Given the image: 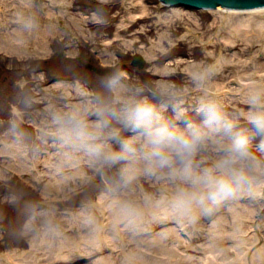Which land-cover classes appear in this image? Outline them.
Here are the masks:
<instances>
[{
  "label": "rangeland",
  "instance_id": "obj_1",
  "mask_svg": "<svg viewBox=\"0 0 264 264\" xmlns=\"http://www.w3.org/2000/svg\"><path fill=\"white\" fill-rule=\"evenodd\" d=\"M227 14L0 0V255L246 264L256 221L264 264V82L243 83L264 77V40Z\"/></svg>",
  "mask_w": 264,
  "mask_h": 264
},
{
  "label": "bare ground",
  "instance_id": "obj_2",
  "mask_svg": "<svg viewBox=\"0 0 264 264\" xmlns=\"http://www.w3.org/2000/svg\"><path fill=\"white\" fill-rule=\"evenodd\" d=\"M221 9V8H219ZM223 10V9H222ZM144 11V8L141 9L140 13ZM226 13H228L227 15H225L224 20L226 21L225 24L226 25H233V27H237L235 29H238L237 33H240L239 37H242V39L245 41L249 40V41H254V43H261L264 40V9H259V10H253V11H231V10H223ZM236 14H244V15H237ZM247 15V16H245ZM134 18V17H132ZM122 27V25L120 26ZM246 28V30H245ZM263 49H261L262 51H264V45L262 47ZM145 61H146V65H147V60H150L151 58L155 57V54L150 53V52H145L143 53ZM145 65V67H146ZM144 67V68H145ZM137 68V67H135ZM111 70V69H110ZM112 71V70H111ZM100 76V75H98ZM101 77H106V76H101ZM255 81L253 82H244V85H248V84H259L264 82V77L263 75L260 76V78H254ZM120 87V86H119ZM262 186H264V180L261 182ZM98 207H101L100 205H98ZM103 208V206L101 207ZM78 215H81V213H79ZM75 216V215H74ZM253 229L255 230V232L258 234L259 237V242L256 243V245H252L251 247H248L246 249V252L244 254V259L243 261H246V264H253V258L256 255V252L259 250V248H261L260 246L263 243V235H261V233L259 232V227H258V223L256 221L253 222ZM67 239V238H66ZM88 245H92V246H96L98 245L99 241L98 239L95 240H88L87 241ZM107 242H111V241H107ZM46 244V249H49L50 246L48 243ZM78 248V247H77ZM46 251V250H45ZM48 252V250H47ZM47 252L45 254H47ZM81 252V251H80ZM32 252H9V253H4L2 255H0V263H9V264H37L36 261H34L33 259V255L31 254ZM74 252L72 251L71 254L66 255V256H58L57 260H68L71 259V257L73 256ZM48 256V255H47ZM101 264H107L109 262V258H103L102 260H100Z\"/></svg>",
  "mask_w": 264,
  "mask_h": 264
},
{
  "label": "water",
  "instance_id": "obj_3",
  "mask_svg": "<svg viewBox=\"0 0 264 264\" xmlns=\"http://www.w3.org/2000/svg\"><path fill=\"white\" fill-rule=\"evenodd\" d=\"M164 6L170 8H184L189 10H223L231 11H253L264 9V0H159ZM146 61L143 55L137 54L132 59V66L138 69H144ZM85 68L100 76H109L112 74L110 69H102L90 63ZM250 264V262H249Z\"/></svg>",
  "mask_w": 264,
  "mask_h": 264
}]
</instances>
